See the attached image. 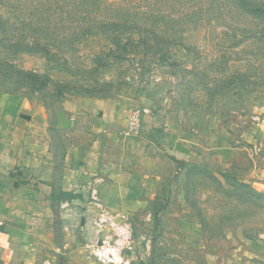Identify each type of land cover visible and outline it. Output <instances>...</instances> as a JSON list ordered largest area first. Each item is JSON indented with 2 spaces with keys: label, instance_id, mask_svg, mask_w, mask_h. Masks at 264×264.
<instances>
[{
  "label": "rangeland",
  "instance_id": "374dc122",
  "mask_svg": "<svg viewBox=\"0 0 264 264\" xmlns=\"http://www.w3.org/2000/svg\"><path fill=\"white\" fill-rule=\"evenodd\" d=\"M18 3L0 145L49 143L38 264H264V0ZM30 37L50 53L9 51Z\"/></svg>",
  "mask_w": 264,
  "mask_h": 264
},
{
  "label": "crops",
  "instance_id": "0c3cea01",
  "mask_svg": "<svg viewBox=\"0 0 264 264\" xmlns=\"http://www.w3.org/2000/svg\"><path fill=\"white\" fill-rule=\"evenodd\" d=\"M101 118L104 124L105 115ZM27 134L22 133L23 142L10 138L0 145V264H38L40 239L45 240L49 230L48 200L56 185L49 143L43 131ZM68 160L67 154V166ZM71 172L68 169L63 177L64 192H73Z\"/></svg>",
  "mask_w": 264,
  "mask_h": 264
},
{
  "label": "trees",
  "instance_id": "16d2710c",
  "mask_svg": "<svg viewBox=\"0 0 264 264\" xmlns=\"http://www.w3.org/2000/svg\"><path fill=\"white\" fill-rule=\"evenodd\" d=\"M38 1H43V0H38ZM18 2H19V0H15V3L17 4L16 5V4H9L8 0H7V2L5 0H0V11H2V12H0V27L4 26L7 23L10 24L9 21H12L11 17L15 18L17 16L16 18H19L18 15L23 13V10H21L19 7H17V6L23 7V5H19ZM39 5H41V3ZM39 5H37V6H39ZM13 7H17V8H13ZM39 7H43V5H41ZM202 8H205V5H203V6L199 5L197 8H195L196 10L194 8H191V10L192 11L194 10V13H196V11L197 12L201 11ZM48 9L49 8H47V10ZM187 12H189V11H186L184 14H186ZM31 14L32 13H28L24 17H21V21L24 22L25 24H31V23H29V19H28L31 16ZM188 15H190V13ZM180 16H182V13H181ZM38 20H41V19H38ZM30 38H32V39H29L27 42H25L24 45H23L24 46L23 48H20V46H10V47H8V49H10L9 51H15V52H19V53H32V52H35V51L36 52H40L42 54L43 53H50V48H48L46 45H42L39 42V40L37 39V37H30ZM0 46H1V44H0ZM2 63L3 62H0V65ZM23 72H25V73H23ZM16 73L18 75H20V74L24 75V74L28 73L31 77H36V73H34L33 71H24V70H22L20 72L16 71ZM10 80H12L11 82L13 83V86L17 87L18 85H20V83H18V81H16L15 79L10 78ZM21 80H23V78H21ZM5 82H7V80L0 75V86L4 87L3 85L5 84ZM22 84L24 86H26V88H28V90H32V91H36L37 90V92H40V90H41L40 88L37 87L36 83H34V81H31V80L30 81H22ZM5 86H8V85H5ZM5 88L10 90V92H14V91L17 90V89H11L10 87H5ZM64 194H66L69 198H74V195H72L71 193L64 192Z\"/></svg>",
  "mask_w": 264,
  "mask_h": 264
},
{
  "label": "built area",
  "instance_id": "2783aa9c",
  "mask_svg": "<svg viewBox=\"0 0 264 264\" xmlns=\"http://www.w3.org/2000/svg\"><path fill=\"white\" fill-rule=\"evenodd\" d=\"M137 122V117L135 115L132 116L131 120H130V125L134 126ZM2 234V230L0 228V235Z\"/></svg>",
  "mask_w": 264,
  "mask_h": 264
}]
</instances>
